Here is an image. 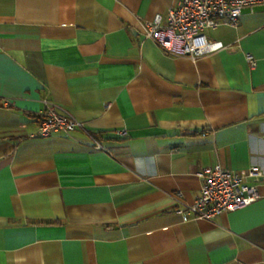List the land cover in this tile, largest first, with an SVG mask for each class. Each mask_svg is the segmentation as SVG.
Masks as SVG:
<instances>
[{
    "label": "crops",
    "instance_id": "0c3cea01",
    "mask_svg": "<svg viewBox=\"0 0 264 264\" xmlns=\"http://www.w3.org/2000/svg\"><path fill=\"white\" fill-rule=\"evenodd\" d=\"M177 2L0 0V264H264V2L196 60L140 34ZM51 103L83 127L33 137ZM215 163L259 198L180 213Z\"/></svg>",
    "mask_w": 264,
    "mask_h": 264
},
{
    "label": "built area",
    "instance_id": "2783aa9c",
    "mask_svg": "<svg viewBox=\"0 0 264 264\" xmlns=\"http://www.w3.org/2000/svg\"><path fill=\"white\" fill-rule=\"evenodd\" d=\"M264 0H178L168 10L167 21L158 14L153 20L140 21V34L152 39L166 53L187 56L194 60L226 48L222 40L210 38L207 30L221 22L237 24L243 10L254 7ZM250 66L257 64L252 54L247 55ZM38 130L33 137H46L53 131L70 133L82 128L83 123L69 113L60 112L53 103L37 114ZM96 149H108L94 139ZM202 185L193 203L181 208L194 218L212 220L222 213L247 206L260 196L255 181L263 176L253 166L250 169L232 170L220 163L206 166L199 172ZM254 182H253V181Z\"/></svg>",
    "mask_w": 264,
    "mask_h": 264
}]
</instances>
